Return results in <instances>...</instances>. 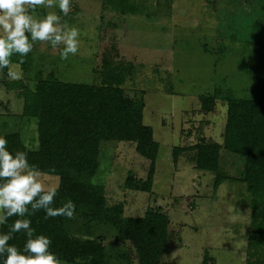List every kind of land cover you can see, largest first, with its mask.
I'll return each instance as SVG.
<instances>
[{
	"label": "rangeland",
	"instance_id": "1",
	"mask_svg": "<svg viewBox=\"0 0 264 264\" xmlns=\"http://www.w3.org/2000/svg\"><path fill=\"white\" fill-rule=\"evenodd\" d=\"M102 2L71 0L67 16L54 9L80 30L77 55L62 60L63 46L35 42L21 57L22 79L11 81L7 69L0 70V137L16 131L27 147L37 145L35 119L21 115L20 92L34 88L38 70L43 77L100 83L104 58L115 48L118 54L111 52L110 61L122 66L121 86L145 92L143 123L152 127L159 145L155 173L150 191L130 187L129 177L146 179L150 161L133 142L103 141L92 181L103 185L108 206L123 205L124 217L147 210L166 214L168 241L159 264H247L254 215L253 196L242 180L244 157L222 147L218 172L224 179L214 187L216 172L195 166L196 144L223 142L228 97L260 96L264 0H126L133 7L126 12ZM203 97H213L206 109ZM174 147L182 149L175 161ZM42 179L58 186L57 175L42 173ZM78 220L72 229L80 235L85 229ZM90 233L103 237L113 257L123 254L128 259L123 263L140 264L111 225H91ZM260 240L251 261L264 260V235Z\"/></svg>",
	"mask_w": 264,
	"mask_h": 264
},
{
	"label": "trees",
	"instance_id": "2",
	"mask_svg": "<svg viewBox=\"0 0 264 264\" xmlns=\"http://www.w3.org/2000/svg\"><path fill=\"white\" fill-rule=\"evenodd\" d=\"M102 1L120 12L133 9L126 0ZM111 52L112 57L118 54L113 47L107 52L100 83L63 81L51 74L43 77L38 70L34 88L25 87L20 92L23 97L21 115L35 119L37 145L27 147L16 131L2 137L7 139L10 151L26 152L29 163L41 173L59 177L54 207L62 206L68 200L76 205L75 218L72 219L63 216L46 218L43 209L23 217L31 221L36 234L51 238L50 250L60 261L71 264H129L123 263L128 260L123 254L113 257L106 251L102 236L91 235V225L103 222L116 229L120 241L131 244L140 264H159L168 241L166 214L147 210L143 216L124 217L123 205L108 206L103 185L92 181L100 164L103 141L133 142L136 152L150 161L145 180L127 179L129 186L136 190H151L158 153L159 145L153 138V129L143 123L145 92L121 86L124 78L122 66L111 63ZM11 59L22 60L18 54ZM21 66L25 67V63ZM212 101L213 97H203V108L206 109ZM226 103L223 142L196 144L195 166L215 171L214 187H217L224 179L218 172L219 150L223 147L244 157L242 180L253 196L254 215L247 264H264V260H250L262 244L260 238L264 235V79L258 98L228 97ZM180 150V147L173 148L174 161ZM18 218L10 217L6 224L0 225V234L9 233L10 226ZM73 219L82 221L85 232L73 234ZM11 235L9 244L23 251L26 234L17 232ZM3 259L0 256V264H3Z\"/></svg>",
	"mask_w": 264,
	"mask_h": 264
},
{
	"label": "clouds",
	"instance_id": "3",
	"mask_svg": "<svg viewBox=\"0 0 264 264\" xmlns=\"http://www.w3.org/2000/svg\"><path fill=\"white\" fill-rule=\"evenodd\" d=\"M40 8L48 11L41 14L37 11ZM56 8L67 16L71 0H0V70L7 69L9 80L23 78V60L14 63L11 57H26L35 42L49 43L54 49L63 46L62 60L78 54L80 30L63 22L54 11ZM7 144V139L0 137V225L10 217L20 218L10 226L9 233L0 234L3 264H61L57 254L50 250L51 238L36 234L31 221L23 217L43 209L46 218L72 219L76 205L68 200L54 207L58 187L44 183L41 170L29 163L26 152H12ZM17 232H24L27 237L23 251L9 244L11 233Z\"/></svg>",
	"mask_w": 264,
	"mask_h": 264
}]
</instances>
